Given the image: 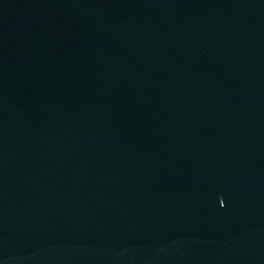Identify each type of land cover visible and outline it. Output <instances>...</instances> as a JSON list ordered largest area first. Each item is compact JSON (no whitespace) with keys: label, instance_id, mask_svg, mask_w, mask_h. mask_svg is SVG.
<instances>
[{"label":"water","instance_id":"water-1","mask_svg":"<svg viewBox=\"0 0 264 264\" xmlns=\"http://www.w3.org/2000/svg\"><path fill=\"white\" fill-rule=\"evenodd\" d=\"M0 264H264V0H0Z\"/></svg>","mask_w":264,"mask_h":264}]
</instances>
